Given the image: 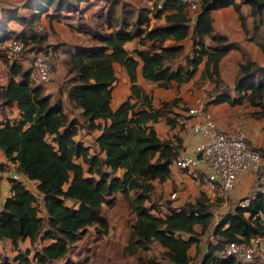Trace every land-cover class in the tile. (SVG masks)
Segmentation results:
<instances>
[{
	"label": "trees",
	"instance_id": "16d2710c",
	"mask_svg": "<svg viewBox=\"0 0 264 264\" xmlns=\"http://www.w3.org/2000/svg\"><path fill=\"white\" fill-rule=\"evenodd\" d=\"M97 1L28 0L23 5L27 11L23 15L15 9L5 11L3 24L13 20L20 31L5 32L0 28V59L10 63L0 106L15 104L20 116L0 126V150L7 161L17 165L19 173L35 183L40 198L19 182L10 180L11 195L0 207V239H8L15 249L25 238L31 244L39 237L50 241L35 250L31 260L29 250L18 251L15 258L18 264H31V261L49 264L62 260L69 247L89 227L94 228L97 236L107 234L109 226L102 208L112 206L115 196L120 194L134 215L126 247L130 255L138 250L147 253L151 244L157 243L164 249L162 256L170 263L189 264L190 247H197L199 236L207 231L208 237H212L208 239V252L202 264H235L238 262L235 257L215 259L211 254L227 242L249 244L253 237L264 236L261 218L257 216L259 212L264 216V191L257 193L246 207L238 206L226 213L216 224L212 222L211 204L204 192L177 209L167 201V212L160 213L157 204L152 202L154 182L169 179V167L182 147L177 136L160 140L152 124L163 120L170 128L183 127L188 117L174 112L179 98L155 107L152 96L137 84L136 69L140 62L145 80L168 89L173 83L180 85L190 80L204 61L201 77L215 85L207 94L205 106L246 104L254 109V117L264 119V65L243 58L233 84V95L228 94L222 85L219 62L239 47L214 33L211 15L213 11L232 7L247 39L264 53V44L255 39L264 23V0H197L193 24L182 0H149L151 6L140 8L136 14L126 8V2L103 0L104 9L92 14L96 17L95 25L81 28L91 43L67 53L64 61L67 76L61 90L71 107L81 111L79 120L70 118L61 103L51 102L40 83L31 81L30 68L23 69L15 58L12 62L6 60L2 45L9 39L20 40L23 43L21 54H42L51 68L50 51L60 44L43 45L47 32L42 34L36 27L41 17L47 20L52 32L53 21L77 17L82 20ZM159 3L161 8H158ZM242 6L249 8L251 30L246 26ZM160 19L163 23L151 24L152 20ZM187 38L191 40V50L184 55L181 42ZM134 39L137 45L128 52L124 45ZM206 39L210 40L209 44ZM181 56L184 63L173 68V63ZM115 63L127 72L130 95L112 109ZM80 129L100 132L95 139L98 152L91 153L89 147L75 139ZM254 149L264 156V148ZM119 170L122 173L116 175ZM66 201L71 204L67 205ZM38 203L44 207L45 217L39 215ZM245 212L249 213L247 218ZM195 226L201 227V233ZM84 261L79 258L65 264H83ZM138 264L160 262L146 256L138 259Z\"/></svg>",
	"mask_w": 264,
	"mask_h": 264
},
{
	"label": "crops",
	"instance_id": "0c3cea01",
	"mask_svg": "<svg viewBox=\"0 0 264 264\" xmlns=\"http://www.w3.org/2000/svg\"><path fill=\"white\" fill-rule=\"evenodd\" d=\"M10 9L17 10L18 14H22V15L24 14L23 13L24 8H20L19 4L16 2L4 4V5L0 4V28L4 30L5 32L17 33L20 31V26L18 25V23L11 20L3 24V21H2L3 17L6 15L5 11L10 10ZM89 11H87L84 14V16H86V14L89 13ZM241 12L244 16H246V26L248 29H250L252 25V18L249 17V8L247 6H242ZM211 15L213 18L214 33L225 36L229 42L235 43L240 49V50L239 49L231 50L227 55H225L221 59V61L219 62V67H218L223 87L227 88L228 94L233 95V91H232L233 84H234V81L238 73L239 64L243 61V58H245L248 61L254 62L258 65L263 66L264 65V53L262 52V50L259 48V46L256 43L247 39V36L241 27V23L238 19L237 13L232 7H227V8L213 11ZM43 18L44 17L42 16L40 19V23L42 24L43 30L47 32L48 42L53 41L51 33H54V34L57 33V29H56L57 25L59 26L64 25L67 28L71 27V29H75V30L76 28L81 30L82 26L83 27L89 26L87 25L88 23H86V24H81L80 27H77V25H75L74 19H70V18L63 19L62 18L59 21L57 20V21L52 22V25H51L52 32H51L49 30L47 20ZM155 22L163 23V19H160ZM193 22H194V18H190V23L193 24ZM83 31L84 30H82V32ZM84 35L87 36L86 34ZM60 36L63 38V35H60ZM1 37L2 35H0V38ZM87 38L89 39L88 36ZM205 42L206 44H209L210 40L206 39ZM5 43H3L2 46H4ZM181 44L184 47L183 54L185 55V54L190 53L191 40L187 38L183 40ZM84 45H87V44L63 43L62 42L60 43V46L56 50L53 49L54 50L53 52L50 51V54L52 53L50 55V59H51L50 64L52 66L50 68L51 80L49 82H45V83L38 82L33 72H31V81L34 84L40 83L44 88V93L47 95H50L51 102L61 103L63 111L66 112L70 118H73V117L78 118V115L80 114L81 111L79 109L71 107V104L68 102L66 98V94L61 90V83L64 81V79L67 76L66 65L64 61L66 59L67 53L73 52L77 47L84 46ZM136 45H137V39H134L130 42L125 43L124 48L128 52H132V50L136 47ZM15 59H16V62L23 67V69H26V68H29V64L32 61V54L24 52L20 54L18 57H16ZM9 62H12V60ZM183 63H184V59H183V56H181V58L175 61L172 66L173 68H177L179 65H182ZM9 65L10 63H6L0 59V99H1V92L6 86L7 80L10 75ZM203 69H204V61L198 66L197 72L190 80H188L187 82H183L180 85L173 83V86L168 89L160 88L157 86V83H153V82L145 80L141 75V63L140 62L136 69L137 84L145 91V93L150 94L152 96L153 105L155 107H158L161 102H164V101L169 102L175 98H179V101L177 102V106L174 107V112L181 116L188 117L187 120L183 121V127L177 126L175 128H170L169 126L165 124L163 120H159L157 123L152 124V126L160 140L172 139L173 136L179 137L181 141L182 150H185L187 152H191L194 144H196V142L198 141V137L194 135L190 129V125L193 122V117L191 115H188L187 111L195 107L197 102L205 103L207 100V94L211 92L215 86L214 83L211 82L209 79L207 78L203 79L201 77ZM114 70L116 74V81L113 84V89H112V99L110 103V106L112 109H115L122 101L126 100L130 95V81H129L127 72L122 66L116 63L114 64ZM16 79H19V78H16ZM245 107H246V111H244ZM205 108L210 112L213 120L215 121L216 127L220 132L232 134L239 128L245 132L247 141L250 140L252 142V138L254 136L253 133L255 129L257 128L258 123L257 124L254 123L255 120L253 118H250L251 116H249L247 112L249 111V109H253V108L247 106L246 104L231 106L228 103L208 105V106H205ZM71 109H75L74 113L71 112ZM19 116H20V113L17 110L15 104H13L10 107L0 106V126L5 122H14L18 120ZM81 134L84 136V139L86 137L90 138L91 137L90 135L93 136V139L91 140L90 143L88 142L85 143L83 139L79 138V135ZM99 134L100 132L97 130L86 132L83 129H80L78 130L77 135L75 136V139L78 141H81L84 144V146L89 147L91 153L94 151L98 152L97 145L95 144V139L96 137H98ZM250 141H248L249 142L248 144L254 147V145L251 144ZM259 142H261V140ZM255 146H258L259 148L260 147L264 148L263 144H259ZM102 155L103 154L100 153V156ZM169 168L171 171V175L169 179H167L166 181L162 183L155 181L154 191H156V186H158L159 184L164 187L163 191L165 193L167 192L166 189H170L172 185L177 186L179 190L181 188H184V185L187 186L188 190H183L179 192L180 198H178L177 201L171 200L170 202V200L167 199V201L170 202V206L177 209L186 202L194 201V197L198 195L197 192H199L198 191L199 188L201 189V183L205 184L204 177H203V170L201 169V164L195 167L186 169V170H180L176 168L172 163ZM13 171H17V165L7 161L3 152L0 150V207L2 206L4 200L11 195L10 173ZM121 173L122 171L119 170L116 173V175H120ZM254 180H255V175L251 171H246L241 175V177L239 178V181L237 182L234 189L230 192L229 198H228V201L235 200L236 202L232 205V207H227V210L224 212L223 216L226 213L233 211L235 207H238L237 203L239 201L247 199V196H242V197H238V196H241L246 191V189H248L253 184ZM27 183H31L33 185V190H30L29 188H27L26 186ZM21 185H23L26 189L30 190L35 196L40 198L36 190V185L33 181L27 178L26 181L22 183ZM173 192H175L176 195L178 194V192L176 191H171V193ZM189 194L195 195V196L189 197ZM120 198L122 199L123 197L120 194H117L116 200H119ZM252 199L253 198L246 200V206ZM216 202L218 203L219 201H216ZM66 204L70 205L71 202L66 201ZM39 215L41 217H45V210L42 205L40 206ZM248 215H249L248 212L244 213V216L246 218L248 217ZM259 218H261V223L264 227V216L262 215ZM219 220L215 222L217 223ZM88 229L80 239H78L75 243H73L69 247V252L64 259L51 262L49 264H55V263L65 264L67 261H75L77 259V258H74L76 254L75 250H77V248L80 247L83 240L85 241L84 237L86 233H89ZM195 230L198 233H201L200 226H195ZM91 231H92L91 234H93L95 240H100L101 238L105 236V235L97 236V234L94 231V228L91 229ZM109 232L110 230L108 228V232L106 235H108ZM208 235L209 234L206 231L203 235L199 236L200 242L198 243V245L201 243L202 239L205 241L204 247L199 248L198 250H195V255H197L196 257L198 258L199 264H202V260L207 255V252H208V248H207L208 238L212 237V236L208 237ZM253 238L259 239V241L257 242L255 246L256 250H255L253 258L249 261H242V262L238 261L235 264H264V236H256ZM48 243H50L49 240H42L41 237H39V239H37L35 243L31 244L30 240L28 238H25L19 241L18 248L15 249L8 239H0V244H4L5 246L4 248L6 251V252L4 251L5 254L3 255L0 249V255L2 254L3 256L10 258L12 260V264H18L15 261L18 251L24 252L25 250H29L28 258L31 260L33 252L35 250H39L40 248L47 245ZM191 248L192 246L190 247L188 251V255H189ZM83 253L85 254V256L82 255L83 258L85 259V262H84L85 264L88 261L87 255H89L90 252L83 250ZM31 264H35V262L31 261ZM189 264H191V261H189Z\"/></svg>",
	"mask_w": 264,
	"mask_h": 264
},
{
	"label": "built area",
	"instance_id": "2783aa9c",
	"mask_svg": "<svg viewBox=\"0 0 264 264\" xmlns=\"http://www.w3.org/2000/svg\"><path fill=\"white\" fill-rule=\"evenodd\" d=\"M182 1L188 9V17L193 18L198 8V1ZM158 8H161L160 3ZM22 50V41L9 39L2 47V55L6 60L11 61L18 57ZM29 68L38 82L45 83L51 80V70L44 55L32 56ZM187 114L193 117L190 129L198 137V141L191 152L180 150L173 165L180 170H186L201 164L206 187L204 194L209 203L216 201L226 203L230 192L246 171H251L255 175L253 187L247 199L254 198L257 193L264 191V156L248 144L245 132L239 128L232 134L220 132L210 112L205 108V103L202 102H197L195 107L187 111ZM10 174V180L21 184L27 179L18 171ZM176 196L173 192L169 198L174 199ZM247 199L239 201L237 206L246 207ZM257 216L261 217L262 213L259 212ZM258 241V238H253L249 244L230 241L222 248L215 249L211 256L215 259L235 257L238 260H251Z\"/></svg>",
	"mask_w": 264,
	"mask_h": 264
},
{
	"label": "rangeland",
	"instance_id": "374dc122",
	"mask_svg": "<svg viewBox=\"0 0 264 264\" xmlns=\"http://www.w3.org/2000/svg\"><path fill=\"white\" fill-rule=\"evenodd\" d=\"M120 1L123 4H124V2L128 3V4H126V8L128 10L133 11V13H135V14H136L137 10H139L140 8H149L151 6V1H149V0H120ZM14 2L18 3L20 8H23V5L25 3H27L28 0H18V1H16V0H0L1 5L14 3ZM104 7H105V2L103 0L97 1L96 6L93 7L89 11V13H87L86 16H84V18L82 20H80L81 22L79 21V19H77L78 17L75 16V17H77L74 19L75 25H77V27H80L81 24L88 23L87 25H89L90 27H93L95 25L96 17L93 16L92 14H94L98 10L99 11L103 10ZM118 11H119V9H118ZM23 13H27V11L23 10ZM74 15L75 14H72V17H74ZM63 19H65V18H63ZM154 22L155 21H151L152 24ZM36 27L40 33H42V34L46 33L43 30L41 23H38L36 25ZM56 29H57V33H55V34L51 33L53 41L51 42L49 40L50 42H48L47 38H45L43 40V45H46V46L58 45L62 42L63 43H77V44L80 43V44H87V45H89V43H91V41L87 38V36L84 35L85 33L82 32V30H84V29L80 30V29L76 28V30H75V29H71V27L67 28L64 25H62V26L57 25ZM250 30H251V27H250ZM80 32L83 34H81ZM60 35H63V38ZM255 39L258 42H261L264 44V23L260 26V31L255 35ZM74 110L75 109H71V112L74 113ZM253 110L254 109H249L247 114L249 116H251L250 118H253L255 120L254 123H256V124L258 123V126L253 133L254 136L252 138V142L250 140H248V141H250V143L253 144L254 147L259 148L258 146H255V145H259V144L264 145V119H261V118L258 119L256 117H254L253 116V112H254ZM244 111H246V107H245ZM90 136H91L90 138L86 137L84 139V136L81 134V135H79V138L83 139L85 143L86 142L90 143L91 140L93 139V136L92 135H90ZM260 140H261V142H259ZM26 186L30 190H33V185L31 183H27ZM252 187H253V184L248 189H246V191H245L246 193L244 192L241 196H238V197L247 196L250 193V191L252 190ZM163 188L164 187L159 184L158 186H156V191H154V193L152 195V202H155L157 204V206L159 207V211L162 214L167 212V210H166L167 199H169L170 202H171V200L177 201L178 198H180L179 192H181L183 190H188L187 186H185V185H184V188H181L180 190L178 189L177 186L172 185L170 187V189H166L167 192L165 193L163 191ZM171 191L178 192L176 198H174V199L169 198ZM198 191H199V192H197L198 195L201 192L205 193L206 192L205 184L201 183V189L199 188ZM190 194H191V192H190ZM190 194H189V197L195 196V195H190ZM115 197H117V196H115ZM196 197H194V199ZM37 200L40 201V199H37ZM235 202H236L235 200L234 201L229 200L226 203H221V204H220V202L210 203L211 204L210 211L212 213V222L215 223V221L222 218L224 212L227 210V207H232V205ZM38 205L40 206L39 203H38ZM102 214H103V216H105L107 218L108 226H109V230H110L109 234L108 235L105 234V236L103 238H101L100 240H95L93 234H91V232H92L91 229H93V227H90L88 229L89 233H86V235L84 237L85 241L83 240L80 247H78L77 250H75L76 254H75L74 258H77L75 261H78L79 257L83 258V256H85V254L83 253V250H86V251H89L90 253H89V255H87L88 261L85 264H138V259H142L146 256L157 259L160 262V264H171L166 258H164L162 256L163 249L157 243L151 244V246L149 247V251L147 253H144L142 250H138L134 255H130L126 251V247L128 245L127 244L128 237H129V233H130L129 226H130V223L132 222V220L134 218V215H132L131 212L129 211L127 201H125L123 198L122 199L120 198L119 200H116V198H115L114 204L112 206L104 205L102 208ZM208 239H210V237ZM204 245H205V241L202 239L201 243L197 247L192 246V248L189 252L191 264H199L198 258L196 257L197 255H195V250H198L199 248L204 247ZM4 247H5L4 244H0V249H1L3 255L6 252ZM2 254L0 255V257H1L0 264H2V262L4 260L5 261L7 260L8 264H12V260L6 256H3ZM238 261L242 262L245 260H238ZM247 261H249V260H247ZM72 262H74V261H72ZM84 262H83V264H84Z\"/></svg>",
	"mask_w": 264,
	"mask_h": 264
}]
</instances>
